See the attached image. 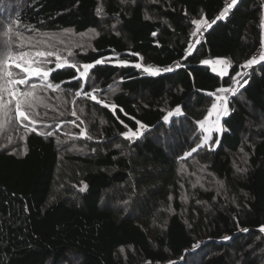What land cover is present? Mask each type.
<instances>
[{
  "label": "trees",
  "instance_id": "16d2710c",
  "mask_svg": "<svg viewBox=\"0 0 264 264\" xmlns=\"http://www.w3.org/2000/svg\"><path fill=\"white\" fill-rule=\"evenodd\" d=\"M225 1L0 0L3 61L10 52L51 50L76 64L129 62L96 65L80 80L74 69L53 71L49 82L60 88L50 94L59 103H39L43 117H35L53 135L23 131L22 153L0 149V264H264V63L229 101L214 148L191 151L212 104L206 93L229 85L261 46V0H239L185 58L191 21H211ZM217 58L230 62L224 78L201 64ZM176 61L180 67L155 77L132 66ZM55 63L49 57L42 66ZM93 88L119 106L130 129L138 120L147 131L124 139L128 129L112 111L83 95ZM176 107L182 114L165 123ZM80 128L92 139L79 138Z\"/></svg>",
  "mask_w": 264,
  "mask_h": 264
},
{
  "label": "snow or ice",
  "instance_id": "6c2138e0",
  "mask_svg": "<svg viewBox=\"0 0 264 264\" xmlns=\"http://www.w3.org/2000/svg\"><path fill=\"white\" fill-rule=\"evenodd\" d=\"M155 2V0H153ZM238 0H229L226 3V6L219 12V14L212 19L211 21L207 20L205 17L201 16L200 19H193L191 22L192 24L196 25V29L191 32L192 37H197L195 42L189 41L188 47L184 50L185 51V58L191 55L195 44L200 43L199 36L203 35L201 29L207 31V29L211 28L212 25L216 24L217 21L224 19L231 9L237 5ZM101 12L100 8H97V14ZM187 15V13H185ZM145 19H148L146 16ZM261 28L264 29V22L261 23ZM10 31V29H9ZM92 31V30H90ZM83 35V34H81ZM156 33H153L155 36ZM132 55H139L137 53H132ZM55 57L56 63L54 68L45 69L42 65L47 62V58ZM142 59V58H141ZM264 61V38L261 40V51L258 56H253L250 59H247L244 64L240 65L241 68H251L256 64L261 63ZM106 63V59H96L94 63H80L76 64L73 62H69L61 58V56L55 51H19L18 53H9L7 60L0 62V118L4 116H8L9 121H11V116L8 115L13 111L15 112V121L19 124L20 127L24 128L27 132H34L36 135H46L51 137L53 135L52 131H47L45 133H41L37 128V120L35 119V106L36 100L38 99L35 96L34 90L38 87H46L47 89H51L52 91H57L60 88L59 84H55L49 82V77L51 73L57 69H64L65 67L74 69L76 72V76L72 79L80 80V79H87L90 77V70H92L96 65H101ZM119 66H128L129 62L124 60L117 61ZM201 64L207 65L211 67L212 71L216 73L217 76L223 78L224 76L228 75V69L231 66L230 62L223 58H217L215 60H202ZM215 65H224L220 69V71L216 70ZM137 69H141L144 73L149 76H159L162 73H169L174 70V67H180V61H176L174 66H165V67H158L153 65H142L141 63H136L132 65ZM12 67L18 68L21 73H24L22 77L17 78V75L14 74L12 71L8 70ZM244 74L241 72H236L234 76H231L232 85L229 87H219L215 90V92L208 93L209 96L215 97V102L211 104V107L208 109L207 115H205L204 119L198 121L197 124L200 128L204 131V135L202 138V142L197 144L195 148H192V152H196L198 148L203 147L204 144L208 143L210 139L211 132H220L222 131L220 126V120L223 116L229 115L231 109L229 107V98L228 95L237 94V86L243 87L248 81L245 79L241 83L238 80V77L243 76ZM7 79H4V77ZM38 77L41 78L42 84L38 85L36 83H29L31 78ZM18 85H27V88L21 90L18 88ZM98 89L93 88L92 91H84L83 95L86 98L91 99L95 104H99L104 108L109 109L112 111L113 116L126 128L128 129L126 132L121 133L124 139L128 141H134L139 139L145 131H147V126L140 121H136L137 128L135 130L130 129L127 124L124 123L123 120H120L119 116L117 115V108L118 105L112 104L110 102H106L105 100L99 98L96 93ZM5 93L8 95V99H5ZM219 93V95H217ZM82 95V91H76L75 96L80 97ZM81 112L83 109L80 110ZM120 112H123V109H119ZM127 115V113H124ZM182 114V110L180 107H176L174 110L169 111L166 115L163 116V121L165 123L169 122V120L173 116H178ZM215 114V120L208 124L209 118ZM72 116L77 117L76 111L71 113ZM79 119V117H77ZM27 122V123H25ZM74 123V122H73ZM80 123H84L80 121ZM2 119H0V127H2ZM44 127H48V125H44ZM79 138L84 139H92V137L88 134L86 128H80ZM73 138H76L75 136ZM9 142H11V138H9ZM219 143L218 140L213 141V144ZM116 147H120V145H116ZM95 151V149H93ZM191 153H188L190 155ZM87 186H82L79 188L80 192H84ZM244 232H247L248 229H241ZM260 232H264V225H262L259 229ZM225 240H228L229 237H224ZM199 245H194V247H198ZM150 264V262H148ZM169 264H176L175 261H170Z\"/></svg>",
  "mask_w": 264,
  "mask_h": 264
},
{
  "label": "rangeland",
  "instance_id": "374dc122",
  "mask_svg": "<svg viewBox=\"0 0 264 264\" xmlns=\"http://www.w3.org/2000/svg\"><path fill=\"white\" fill-rule=\"evenodd\" d=\"M91 36H94V35H92V34L88 35V37H91ZM262 38H264V29H263V37ZM63 41H66V39H64ZM2 52H4V51H2ZM2 52H0V53H2ZM4 59H5L4 56L3 55H0V62H3ZM208 60H215V59H208ZM106 62L113 63V64H117L118 65L117 60L111 59L109 57L106 58ZM138 63H140V62H138ZM54 66H53V68H54ZM202 66L207 67L211 71V73H213V74L216 75V73L212 71L211 67H209L207 65H203V64H202ZM217 66H218V68L215 66L217 71H220V69L222 67H224V65H217ZM15 69L16 70L15 71H12V72L17 75V78L22 77L24 75V73H21L18 68H15ZM229 69H230V67H229ZM229 69H228V74H229ZM249 69L250 68H240L239 69V72H241V73L244 74L243 76L238 77V80H240L241 83L247 77V74H248V70ZM138 70H140L142 74L147 75L141 69H138ZM226 76H228V75H226ZM226 76H224V77H226ZM37 79H38V77H33V78H31V80L29 81V83L34 82V83H36L38 85H41L42 84V81L41 80H37ZM232 83L233 82L231 80L229 86H231ZM229 86H227V87H229ZM17 87L20 88L21 90H24L25 88H27V85H18ZM240 89H241V87L237 86V94L235 96H238V94L240 93ZM34 92H35V96L38 98L36 100V106H35L36 116L38 114L42 116V114L39 111V109H40L39 108L40 106H38L39 103L44 102V104L46 105V104L49 103L50 99H56V101L59 103V99L55 98L52 94H50V93H56V92H58V90L54 92L51 89H47L46 87H43L42 86V87H38L37 89H35ZM213 102H215V98L214 99L212 98V103ZM8 115L11 116V118H12L11 121H9L8 116H4L3 118H0V119H2V125H3L2 127H0V149H4V150H6L8 152H12V153H14V152L15 153H22L24 151V149H25V147L23 145V143H24V140L23 139H24V134H25V132H23V131H25V130H22V131H19L18 130L17 125L19 126V124L16 123V121H15L14 107H13V111L11 113H9ZM178 116H173L169 120V122L173 118L178 117ZM214 120H215V114L212 117L209 118V121L207 123L208 124H211ZM169 122H167V124ZM25 123H27V122H25ZM220 126H221V122H220ZM16 127H17V129H16ZM259 127H261V130H264V118L261 119ZM198 128H199L200 133H202V136L201 137L203 138L204 131L200 128L199 125H198ZM22 129H24V128H22ZM48 131H50V130H48ZM214 133H217L219 135L221 133V131L220 132H215V131L214 132H211L209 134L210 135V139H209L208 143L204 144L203 147H210L211 146V148H214V146L211 145L212 144V137L214 136ZM9 138H11V142H9ZM202 138L200 139V142L199 143L202 142Z\"/></svg>",
  "mask_w": 264,
  "mask_h": 264
},
{
  "label": "built area",
  "instance_id": "2783aa9c",
  "mask_svg": "<svg viewBox=\"0 0 264 264\" xmlns=\"http://www.w3.org/2000/svg\"><path fill=\"white\" fill-rule=\"evenodd\" d=\"M238 1H239V0H238ZM227 2H229V0H226V1L224 2L223 7L220 9V11L226 6V3H227ZM261 3H262V5H263V7H264V0H261ZM234 7H235V6H234ZM234 7H233V8H234ZM233 8H232V9H233ZM232 9H231V11H232ZM220 11H219V12H220ZM231 11L229 12V14H228L226 17H228V16L231 14ZM219 12L215 15V17L219 14ZM215 17H214V18H215ZM226 17H225V18H226ZM263 22H264V18H263ZM201 32H203V35H204L206 31H204L203 29H201ZM203 35L200 36V35L198 34L200 41L202 40ZM196 39H197V37H193L192 42L194 43ZM260 51H261V46L258 47V48L256 49V51L252 54L251 58H252L253 56H258L259 53H260ZM261 63H264V61H262ZM173 66H174V65H173ZM215 66L218 68L217 65H215ZM176 69H177V67H174V70H176ZM174 70H173V71H174ZM249 72H250V70H248L247 77H248V75H249ZM247 77L245 78L246 80H247ZM229 85H230V84H229ZM229 85H227V86H229ZM227 86H223V87H227ZM245 86H246V84H245L243 87H241L240 92L242 91V89H243ZM221 87H222V86H221ZM213 92H215V91H213ZM210 93H211V92H210ZM206 95L209 96L208 93H206ZM217 95H219V93H217ZM225 95H228L229 101L235 97V95H231V94H225ZM210 97H212L213 99L215 98L214 96H210Z\"/></svg>",
  "mask_w": 264,
  "mask_h": 264
},
{
  "label": "crops",
  "instance_id": "0c3cea01",
  "mask_svg": "<svg viewBox=\"0 0 264 264\" xmlns=\"http://www.w3.org/2000/svg\"><path fill=\"white\" fill-rule=\"evenodd\" d=\"M224 119V116L221 118L220 122ZM217 134V133H214V135ZM213 138V137H212Z\"/></svg>",
  "mask_w": 264,
  "mask_h": 264
}]
</instances>
